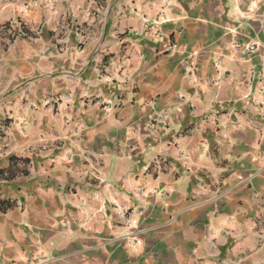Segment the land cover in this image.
I'll return each mask as SVG.
<instances>
[{
	"label": "crops",
	"instance_id": "crops-1",
	"mask_svg": "<svg viewBox=\"0 0 264 264\" xmlns=\"http://www.w3.org/2000/svg\"><path fill=\"white\" fill-rule=\"evenodd\" d=\"M1 203L0 264H264V0H0Z\"/></svg>",
	"mask_w": 264,
	"mask_h": 264
},
{
	"label": "built area",
	"instance_id": "built-area-1",
	"mask_svg": "<svg viewBox=\"0 0 264 264\" xmlns=\"http://www.w3.org/2000/svg\"><path fill=\"white\" fill-rule=\"evenodd\" d=\"M9 28H11V27H9ZM109 105H110V103H109ZM168 118H169V116L167 114H163L162 116L159 117V120L163 121V122H167ZM118 212L121 213L124 216V218H125V220H126V222L128 224L132 225V224L135 223V219L132 218V215H131L130 211H128V210H126L124 208H121V209H119ZM130 243L133 244V245H140L142 243V239L139 238L138 235L133 234L130 237Z\"/></svg>",
	"mask_w": 264,
	"mask_h": 264
},
{
	"label": "trees",
	"instance_id": "trees-1",
	"mask_svg": "<svg viewBox=\"0 0 264 264\" xmlns=\"http://www.w3.org/2000/svg\"><path fill=\"white\" fill-rule=\"evenodd\" d=\"M0 206H2V203L0 204Z\"/></svg>",
	"mask_w": 264,
	"mask_h": 264
}]
</instances>
